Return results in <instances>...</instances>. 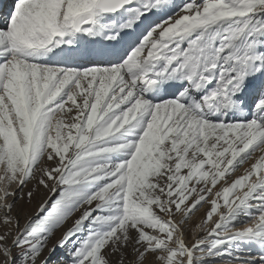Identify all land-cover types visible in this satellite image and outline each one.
Listing matches in <instances>:
<instances>
[{
	"label": "snow or ice",
	"instance_id": "snow-or-ice-1",
	"mask_svg": "<svg viewBox=\"0 0 264 264\" xmlns=\"http://www.w3.org/2000/svg\"><path fill=\"white\" fill-rule=\"evenodd\" d=\"M0 227V264H264V0H0Z\"/></svg>",
	"mask_w": 264,
	"mask_h": 264
},
{
	"label": "rangeland",
	"instance_id": "rangeland-1",
	"mask_svg": "<svg viewBox=\"0 0 264 264\" xmlns=\"http://www.w3.org/2000/svg\"><path fill=\"white\" fill-rule=\"evenodd\" d=\"M177 3H180L177 1ZM253 161H248L245 165H243L236 173L235 176H238L243 173V169L248 167ZM232 178H235L234 176ZM35 186V181L29 182V184L24 188V192H28L29 190L33 189ZM16 185H12V188H15ZM48 196V191L43 188H36V190L33 192V196L31 200L28 199V197L25 195L23 200H18L16 208L14 209V214H19L20 222L21 224L24 223L25 219L28 216L35 215L38 209V206L40 203H42ZM207 205L200 208L199 211H197L188 221L186 225V242L191 243L192 240L196 237L202 236L205 234V229H210L212 227V223L209 222L207 224H203L201 227L200 225L203 222V217L207 210ZM81 209L80 211H82ZM80 211H77L73 214L72 217H70L60 228L56 229L49 239L48 243L49 246H51L53 243H55L62 235V233L69 227H71L73 221L78 218L80 215ZM216 217L214 216V219ZM238 227H243V225H237ZM0 230H2V227H0ZM57 255H60V252H57Z\"/></svg>",
	"mask_w": 264,
	"mask_h": 264
},
{
	"label": "bare ground",
	"instance_id": "bare-ground-1",
	"mask_svg": "<svg viewBox=\"0 0 264 264\" xmlns=\"http://www.w3.org/2000/svg\"><path fill=\"white\" fill-rule=\"evenodd\" d=\"M178 2H181V0H177Z\"/></svg>",
	"mask_w": 264,
	"mask_h": 264
}]
</instances>
